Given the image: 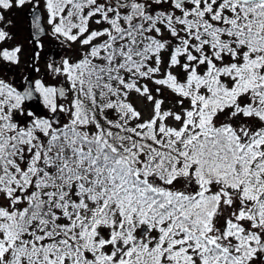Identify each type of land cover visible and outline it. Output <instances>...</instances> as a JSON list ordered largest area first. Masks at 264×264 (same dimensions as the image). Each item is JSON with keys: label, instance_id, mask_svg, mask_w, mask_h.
<instances>
[{"label": "snow or ice", "instance_id": "6c2138e0", "mask_svg": "<svg viewBox=\"0 0 264 264\" xmlns=\"http://www.w3.org/2000/svg\"><path fill=\"white\" fill-rule=\"evenodd\" d=\"M0 264H264V0H0Z\"/></svg>", "mask_w": 264, "mask_h": 264}, {"label": "rangeland", "instance_id": "374dc122", "mask_svg": "<svg viewBox=\"0 0 264 264\" xmlns=\"http://www.w3.org/2000/svg\"><path fill=\"white\" fill-rule=\"evenodd\" d=\"M26 11L27 8H25L22 11L13 10V12L10 14V17L15 21V27L11 30L16 34V42L23 43L25 48V52L23 54L24 63L19 68L13 67L9 69V71L17 72V73L31 64L32 55L34 51L33 46L30 43L26 42L29 38L28 20L25 15ZM6 46H11V45H6ZM45 52L49 54L52 53L60 54L63 52V50L57 46L54 40H48L45 44ZM44 60H45V55L44 53H42L41 60L38 62V66L41 68V73L34 74L36 78H39L41 75H43L45 68ZM5 68H8V66L5 65Z\"/></svg>", "mask_w": 264, "mask_h": 264}, {"label": "flooded vegetation", "instance_id": "af4514ba", "mask_svg": "<svg viewBox=\"0 0 264 264\" xmlns=\"http://www.w3.org/2000/svg\"><path fill=\"white\" fill-rule=\"evenodd\" d=\"M27 17V16H26ZM27 20H28V18H27Z\"/></svg>", "mask_w": 264, "mask_h": 264}]
</instances>
